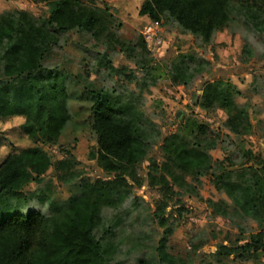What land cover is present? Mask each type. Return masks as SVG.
<instances>
[{
  "label": "rangeland",
  "instance_id": "rangeland-1",
  "mask_svg": "<svg viewBox=\"0 0 264 264\" xmlns=\"http://www.w3.org/2000/svg\"><path fill=\"white\" fill-rule=\"evenodd\" d=\"M142 1L95 0L99 6L109 8L115 18L112 38L103 35L94 39L89 32L75 28L64 34L61 44L44 59L46 68L59 69L67 75L70 119L58 143L42 147L54 163L68 161L69 168L52 167L39 180H31L26 186L25 208L50 214L55 206H69L76 200L82 180L108 178L97 161L98 137L92 129L90 110L91 91L106 84L124 94L137 95L140 108L160 126L164 138L177 134L184 144L192 145L195 136L185 129V123L194 119L204 124L200 119L203 111L214 116L219 124L218 127L205 124L208 128L199 138L212 157L210 170L197 176L192 172L180 173L182 180H171L168 192L160 185L151 184L161 173L152 164L155 162L162 168L167 162L162 149L153 148L137 164L142 184L119 207L104 206L102 223L93 231L103 244L108 263L159 261L157 248L164 228L154 212L162 205L172 230L167 251L178 261L264 264V222L261 225L245 216L216 187L212 176L221 169L241 168L247 161L252 163V156L264 155V31L257 30L247 16L235 10L225 26L205 41L200 35L182 31L173 19L163 17L158 23L164 38L161 48L155 54H148L138 47L134 57L123 50V45L132 46L144 38L148 19L139 14ZM13 10L28 11L38 23L45 22L50 15L49 7L41 0H0V12ZM150 58L161 68L157 80H149L137 64V60L143 62ZM181 58L189 67L186 84L175 83L171 77L173 63ZM121 69L122 74H115L114 71ZM218 80L234 87L229 106L232 114L243 110L248 116L235 120L236 132L227 127L229 107L217 105L208 109L201 105L206 83ZM177 87H182L181 93L190 103L186 104L184 98L174 99L172 91ZM23 122L22 117L0 118L1 156L32 145L21 127ZM222 209L226 210L225 215L219 213ZM261 233L263 245L259 250L241 249ZM223 245L234 251L228 254L219 250Z\"/></svg>",
  "mask_w": 264,
  "mask_h": 264
},
{
  "label": "trees",
  "instance_id": "trees-1",
  "mask_svg": "<svg viewBox=\"0 0 264 264\" xmlns=\"http://www.w3.org/2000/svg\"><path fill=\"white\" fill-rule=\"evenodd\" d=\"M50 15L38 23L26 10L0 12V118L22 117L21 125L32 145L0 154V264H109L101 240L93 231L102 223L104 206L119 207L135 187L142 184L136 166L149 156L153 148L164 152L167 162L151 184L171 190V180H182L180 173L197 176L212 167V157L200 136L208 128L197 120L188 119L185 129L194 141L187 146L177 134L166 138L160 126L140 108L139 97L124 94L116 87L103 84L91 91L92 129L98 137L97 161L108 178L82 180L81 192L69 206H55L50 214L25 208L27 184L39 180L50 168L68 170V161L53 162L42 145L57 144L70 119L64 72L46 68L44 59L61 44L63 35L77 28L89 32L94 39L113 36L115 18L109 8L95 0H41ZM238 2V5H235ZM238 10L247 16L257 30L264 31V0H143L139 14L145 25L173 19L184 32L200 35L209 41ZM120 25V24H119ZM150 54L144 38L132 46ZM132 50V51H131ZM134 56V55H133ZM135 57V56H134ZM137 64L157 80L160 67L150 58ZM106 67L109 66L105 63ZM189 67L184 59L173 63L171 72L175 83L188 82ZM113 68H110L112 71ZM121 70L114 71L122 74ZM132 78V77H131ZM234 87L221 80L206 83L201 97L204 108L230 106ZM231 108L229 107V111ZM246 112H229L227 127L236 132L235 120L247 119ZM241 168L221 169L213 173V182L224 191L239 210L262 225L264 222V155L252 156ZM169 177V178H168ZM226 204V203H223ZM166 205V203H165ZM226 206V205H224ZM164 206L154 212L164 235L157 248L158 262L142 260L139 264H198L178 261L167 251L172 232L165 217ZM220 214L225 215L222 209ZM263 245V235L252 237L242 250ZM219 250L231 254L223 245ZM199 264H223L217 263Z\"/></svg>",
  "mask_w": 264,
  "mask_h": 264
},
{
  "label": "built area",
  "instance_id": "built-area-1",
  "mask_svg": "<svg viewBox=\"0 0 264 264\" xmlns=\"http://www.w3.org/2000/svg\"><path fill=\"white\" fill-rule=\"evenodd\" d=\"M143 35H144V41L146 43L149 52L155 54V52H157L161 48L164 42V38L158 29V22H154V23H150L149 25H146L143 30ZM181 89L182 87H177L176 90L172 91V95L174 99L179 101L182 98H184L186 104L190 103V100L187 98V96L184 93H181L182 92ZM179 91L180 94L178 95ZM200 119L202 123L211 127L213 126L218 127L219 125L217 119L214 116L204 111L201 112ZM191 220H194L195 222L198 221L194 218H191Z\"/></svg>",
  "mask_w": 264,
  "mask_h": 264
},
{
  "label": "crops",
  "instance_id": "crops-1",
  "mask_svg": "<svg viewBox=\"0 0 264 264\" xmlns=\"http://www.w3.org/2000/svg\"><path fill=\"white\" fill-rule=\"evenodd\" d=\"M67 91L69 93V83L67 82Z\"/></svg>",
  "mask_w": 264,
  "mask_h": 264
},
{
  "label": "water",
  "instance_id": "water-1",
  "mask_svg": "<svg viewBox=\"0 0 264 264\" xmlns=\"http://www.w3.org/2000/svg\"><path fill=\"white\" fill-rule=\"evenodd\" d=\"M179 115H180V112H179V114L177 116H179Z\"/></svg>",
  "mask_w": 264,
  "mask_h": 264
}]
</instances>
